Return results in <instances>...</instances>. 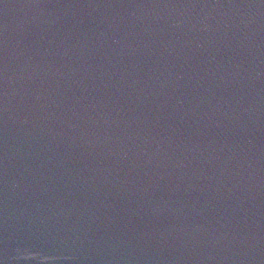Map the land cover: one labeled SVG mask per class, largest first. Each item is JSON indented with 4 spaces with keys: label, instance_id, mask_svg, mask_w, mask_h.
Returning <instances> with one entry per match:
<instances>
[{
    "label": "water",
    "instance_id": "1",
    "mask_svg": "<svg viewBox=\"0 0 264 264\" xmlns=\"http://www.w3.org/2000/svg\"><path fill=\"white\" fill-rule=\"evenodd\" d=\"M0 264H264V0H0Z\"/></svg>",
    "mask_w": 264,
    "mask_h": 264
}]
</instances>
